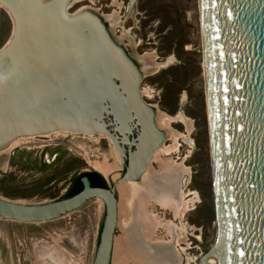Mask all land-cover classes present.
Instances as JSON below:
<instances>
[{"label": "water", "instance_id": "water-1", "mask_svg": "<svg viewBox=\"0 0 264 264\" xmlns=\"http://www.w3.org/2000/svg\"><path fill=\"white\" fill-rule=\"evenodd\" d=\"M3 1L15 33L0 50V144L52 130L108 135L109 118L120 134L136 117L150 129L132 64L89 13L67 16L66 0ZM200 1L217 231L199 264L210 257L264 264V0ZM130 171L111 188L82 176L80 192L49 203L0 198V218L45 223L100 200L105 215L92 264H111L116 187Z\"/></svg>", "mask_w": 264, "mask_h": 264}, {"label": "rangeland", "instance_id": "rangeland-1", "mask_svg": "<svg viewBox=\"0 0 264 264\" xmlns=\"http://www.w3.org/2000/svg\"><path fill=\"white\" fill-rule=\"evenodd\" d=\"M110 2L78 0L67 13L88 9L100 18L114 16L110 20L114 25L113 43L121 45L140 68L143 61L151 68L146 69L147 74L141 72L139 88L150 96L143 101L159 110L160 119L167 121L163 128L175 134L179 148L175 156H180L183 148L187 157L185 164L170 163L176 168L171 174L176 175L178 184L181 175L177 168L182 165L181 174L189 171L188 181L183 177L177 201L182 195L184 203L196 197L190 210L179 219L170 216L169 211L150 207L156 216L151 237L161 240L163 246L151 243L147 247L142 244L151 240L150 236L141 237L128 224L123 225L125 204L119 198L111 264H199L213 246L217 231L200 2L134 0L132 16L128 13L129 0H118L123 3L118 10L110 7ZM118 22L124 29L118 28ZM11 32V22L0 7V49L9 41ZM104 139L100 135L59 132L29 138L0 153V198L24 205L49 203L67 198L72 180L97 173L96 166H114L117 170L113 150ZM119 174L116 171L110 177L116 180ZM110 177L105 179L108 185ZM104 215L102 201L94 199L50 222L21 223L0 218V264H92ZM173 238L175 244H169L176 258L163 259L161 252L167 248L164 244L173 242ZM147 251L152 253L149 258L137 260V253L140 258Z\"/></svg>", "mask_w": 264, "mask_h": 264}, {"label": "flooded vegetation", "instance_id": "flooded-vegetation-1", "mask_svg": "<svg viewBox=\"0 0 264 264\" xmlns=\"http://www.w3.org/2000/svg\"><path fill=\"white\" fill-rule=\"evenodd\" d=\"M110 7L116 8V10H118V9L123 7V3L118 2V0H111ZM116 10L113 11L114 15L116 14V12H115ZM128 13H129V16H132L134 13V0H129ZM113 17L112 16H110V17L106 16L104 18L99 17L101 19V21L103 22L105 29H106V32L108 33L111 40H113L112 32H113L114 25L111 24L110 22L113 20ZM116 25L118 26V28L124 29L122 22H118V23H116ZM116 45L119 46L121 48V50L124 51V49L121 45H118V44H116ZM124 53H125V51H124ZM130 58H132V57H130ZM142 61L143 60H141V62ZM148 68L151 69L143 61L142 67L139 69H141L140 71L143 74H147L148 70H146V69H148ZM141 82H142V79L139 81V85ZM139 95L141 98V103L143 105L144 113H145V115H147V118H149L150 129L147 128V126H145L147 124L141 123V121L139 122V119L136 117V118H133V120L130 122V127H131L132 131L129 133L125 128H121L123 133L120 134L118 132H115L113 129L114 125H116L115 120L113 118H109L107 123L111 124L113 126H110L107 129L109 134L106 135L107 138H105L104 140H106L108 143V146L111 147V149H113L115 151V153L118 157L119 167L117 170L114 169V171H111L106 177L101 175L97 171L96 172L98 174H100L105 181V179L107 177H110L111 175H113V172L120 171L119 177L116 178V180H113L115 178L114 176L110 177L111 184L108 185L107 181H105V187H103V188H107V187L111 188L115 182H117L119 179H123V177L127 175L130 166H131V171H130L129 176L125 180H123L119 185H121L123 183L134 185L137 182H142L141 180H143L144 186H146V189H148L147 191L149 192L148 198H146V199L144 198L142 201H140V199H132L130 202L124 201V204H125L124 212H126L125 215L129 213V214H131V217L127 221L126 216H125L124 221H123L124 222L123 225L128 224L129 227H132L136 231V233L142 237V230H143L145 225L142 222L137 223L136 219H135L138 204L142 203L145 206L148 205V207L146 206L147 211H151L150 207L153 205L156 208H158L159 210H163V211L166 210V212L169 211L170 216L172 214L174 219H179V218L183 217L189 211L188 210V211H186L183 214H180L178 216V213L181 210V205L184 202L183 201L184 196L181 194L182 196L180 198V201H177V197H178L177 193L174 194L176 196H173L174 197L173 200H171L170 194L167 195V193H171V191H173V190H177V192H178L179 189H182L183 177L185 176L187 178V181H188L189 171L188 172L183 171V174H184L183 175V174H181L182 169H179V168H182V165H180V167L177 168V170L180 172V175H181V176H179L180 177V183L179 184H178V180L175 181L176 179H178V178H176V175L171 174V173H174L176 170V168H174L173 165L170 166L169 172H167V170H166L165 171L166 173H163V175L161 177L158 175H155V174H158L162 171V170L160 171V169L158 170L159 172L156 171L158 164H159L158 163L159 161L167 160V162L169 164L170 163L173 164L172 163L173 161L174 162L178 161L177 163H180L181 161H183V164H185L187 162V160H186L187 157L184 153L185 149H183V148L181 149L180 156L176 157L175 151H177V149H179V148H177L176 150H172V151L168 152L167 154H164V153L160 154L158 156V159L156 158V160H153V156H154L156 151L161 150V149L162 150H167V149L170 150L173 147L174 143L171 140V138L168 137L169 136L168 132H166L167 137L164 138L163 130L166 128H163L164 126L161 125L160 122H159V124L157 122V117L158 118L160 117L157 114V112H159V110L155 106H151L149 104H146L143 101V99L149 100L150 96L143 94V91H141L140 88H139ZM152 110H154L153 111V113H154L153 117L151 115ZM132 115H133V113L131 114V116ZM143 124H145V125L142 127ZM171 134H173L175 136L174 133H171ZM167 142H171L172 144L171 145H168V144L165 145ZM161 152H163V151H161ZM108 153H110V152H108ZM181 156H182V158H180ZM108 163H109V165L113 164V160L111 157H109ZM82 176H85V174H83ZM169 180L171 181V183ZM150 181H151V183H150ZM186 184H187V182H186ZM118 186L116 187V197L119 200L118 191H117ZM156 192H158V193H156ZM167 196H169V197H167ZM175 198H176V200H175ZM138 201H140L141 203ZM161 201H163V202H161ZM173 202L175 204L178 202L179 206H180V207H177L178 209H177V212L175 213L176 215L173 213V211L169 210L170 207H173V205H172ZM147 211H146V213H147ZM152 213H154V212L152 211ZM170 225L172 227L171 223H170ZM144 235H146V234H144ZM125 237H127V236H125ZM145 242H144L145 244L144 243L142 244V247H147L149 244H151L149 242V240H145ZM174 242H175V238H173L172 243H174ZM146 253H149L150 255L152 254V253H150V251H147Z\"/></svg>", "mask_w": 264, "mask_h": 264}, {"label": "bare ground", "instance_id": "bare-ground-1", "mask_svg": "<svg viewBox=\"0 0 264 264\" xmlns=\"http://www.w3.org/2000/svg\"><path fill=\"white\" fill-rule=\"evenodd\" d=\"M51 1L52 0H41V3L47 4V3H50ZM77 1L78 0H66L65 1V14L67 16H72V15L79 14V13H89L95 19V21L101 26L102 30L106 33V35L109 37L108 33L106 32V29H105V26H104L103 22L98 17V15H96L95 13L89 11L88 9L87 10H82V11H79V12H76L74 14L67 13V10L71 7V5H73V3H76ZM199 2H200V12H201V1L199 0ZM0 7H1V9H3L5 11V13L7 14V16L9 18L10 22H11V25H12V32H11L9 41L6 43V45L2 49H0V50H3V49H5L11 43V40H12L13 35L15 33V21H14V18L12 16V14H11V11L9 10L8 6L6 5V3L3 0H0ZM201 25H202L203 50H204V65H205V36H204L202 16H201ZM116 47L118 48L119 52H121L123 55H125L129 59L130 63L132 64V67L134 68L133 69V74H135V77H137L136 78L137 79V83H139V81L143 78V74L140 71L141 69H139L140 66L138 65L139 66L138 67L137 64H136L137 63L136 62V59L133 58V57L130 58L129 56H127L124 53V51L121 50V48L119 46L116 45ZM204 67H205V76H206V92H207V107H208L207 114H208V123H209L210 119H209V106H208V84H207L206 65ZM138 94H139V89H138ZM139 98H140V95H139ZM153 111L154 110L151 111L152 117H153V114H154ZM158 119H160V117L159 118L157 117L158 124L160 122L161 125H163L164 127H166L167 121H163L162 119H160V121H159ZM182 121H184V120H182ZM59 132L64 133V134L65 133H75V134H79L77 132H73V131H69V130H52V131H48V132H45V133H42V134H39V135L19 136V137H16V138H13V139L9 140L6 143L0 144V147H1L0 148V153H3V152L5 153L7 151L12 150L14 147H17L19 144H22V143L27 142L29 140V138H33V137H35V138L36 137H38V138L39 137H45V136H48V135H51V134H54V133H59ZM166 132H168V134H169L168 137H170L171 140L174 143L173 144V147L170 150H168V149L167 150H162L161 149V150L156 151L155 154H154V156H153V160H156V158L158 159V156L160 154H163V153L164 154H167L168 152H170L172 150H176L178 148V143L176 141V137L173 136V134H171V132L168 131V129H164L163 130L164 138L167 137L166 136ZM209 132H210V124H209ZM81 134H84V133H81ZM84 135H92V134H84ZM96 135H100L101 137L103 136V138H107L106 135L103 134V133H101V132L97 133ZM161 151H163V152H161ZM112 152H113V155L115 156V159L114 160H116V162L118 164V157H117V155H116V153H115L114 150ZM211 159H212V154H211ZM158 163H159L158 164L159 165V169H160V171L161 170L162 171L160 173H158V174H155V175H158V176L161 177L163 175V173H166L165 172L166 170H167V172H169V169H170L171 164H169L167 161H164V162L163 161H159ZM116 166H118V165H116ZM113 169H114V166H112V167H109V166L108 167L107 166L98 167V166H96V170L101 175H103V176H105L106 174H109V172L111 170H113ZM141 181L142 182H137L138 184L136 183L134 185L126 184V183H123V184L119 185L118 188H117V191H118V194H119V198L121 200L127 201V202H130L132 199H140V201H142L144 198L145 199L148 198V193H149L147 191L148 189H146V186H144L143 180H141ZM151 181H150V183H151ZM170 183H171V181H170ZM156 193H158V192H156ZM175 193H177V190H173V191H171V193H167V195L170 194L171 195V200H173V198H174L173 196H176V195H174ZM167 197H169V196H167ZM195 199H196V197H194L191 200H188L186 203L183 202V204L181 205V210L178 213V216L180 214H183L184 212L190 210V207H192V205L195 203ZM175 200H176V198H175ZM140 201H138V202H140ZM161 202H163V201H161ZM172 205H173V207H170L169 210L173 211V213L175 214L177 212V209H178L177 207H180V206H179L178 203L175 204L174 202L172 203ZM146 206L148 207V205H146ZM146 206L144 204H142V203L141 204H138V206H137V212H136V215H135V219H136V222L137 223L142 222L145 225L144 228H143V230H142V234L143 235L146 234V235H148V236L151 237V235H153V232L155 231V223H156V218L155 217L156 216L153 213H151L150 211H147V207ZM146 211H147V213H146ZM125 216H126V220L128 221L129 218L131 217V214L128 213ZM168 227H169V224H168ZM168 231L170 232V229L169 228H168ZM149 242L150 243H153L154 245L163 246V245H161V244H163L161 240L152 239V237H151V240H149ZM169 243H172V241H169V242H167V244H164L165 246H167V248H166V251L164 253L161 252V254H162L161 257L163 259L168 258V259L171 260L172 258H176L175 257L176 255H175V251H173L174 249L171 250V248H170L171 245ZM174 244H175V242H174ZM168 246H169V248H168ZM140 255H141L140 258H138V253H137V255H135L136 258H137V260H139V261H141L142 258H149L150 257L149 256L150 255L149 253H144L143 255L141 253ZM158 257H160V256L158 255ZM112 258H113V256H112ZM207 264H221V263H220V261L216 257H210L208 259V261H207Z\"/></svg>", "mask_w": 264, "mask_h": 264}, {"label": "trees", "instance_id": "trees-1", "mask_svg": "<svg viewBox=\"0 0 264 264\" xmlns=\"http://www.w3.org/2000/svg\"><path fill=\"white\" fill-rule=\"evenodd\" d=\"M85 176L88 178L92 187H102V188L105 187L104 179L97 173H88L85 174ZM80 178L81 177H78L72 180L71 189L68 193V197L73 196L81 191L82 185Z\"/></svg>", "mask_w": 264, "mask_h": 264}]
</instances>
